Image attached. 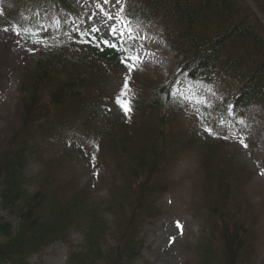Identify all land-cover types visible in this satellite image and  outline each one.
I'll return each instance as SVG.
<instances>
[{
  "label": "trees",
  "instance_id": "16d2710c",
  "mask_svg": "<svg viewBox=\"0 0 264 264\" xmlns=\"http://www.w3.org/2000/svg\"><path fill=\"white\" fill-rule=\"evenodd\" d=\"M54 1L55 30L39 28L45 13L6 16L47 51L17 73L18 121L0 153V212L16 225L0 217V264H29L51 246L69 244L75 232L84 245L69 264H149L147 227L164 216L162 202L176 191L175 172L188 158L203 236L185 264H260L263 208L249 193L254 174L239 161L233 138L240 118L253 106L264 109V0H125L123 16L161 30L179 70L127 74L131 112L102 120L122 43L79 33L81 10ZM185 79L231 92L221 135L202 139L185 125ZM84 142L94 147L95 168L105 171L87 182L72 164ZM32 163L39 170L28 177Z\"/></svg>",
  "mask_w": 264,
  "mask_h": 264
},
{
  "label": "rangeland",
  "instance_id": "374dc122",
  "mask_svg": "<svg viewBox=\"0 0 264 264\" xmlns=\"http://www.w3.org/2000/svg\"><path fill=\"white\" fill-rule=\"evenodd\" d=\"M72 2L77 9L84 8L83 13L80 11L83 16V22L78 27L80 31L89 33L88 29L95 27L103 37L109 38L114 37L109 32V25L121 29L122 20L130 22L121 13L124 0H120V4H116L115 0H109L108 3H104V0H72ZM16 9L25 19L28 18L27 13L39 17L45 12L39 28L54 29L59 25L54 13V0H0V153L10 135L9 127L18 121L17 73L28 68L35 60L43 58L47 51L45 43L35 39L28 40L22 29L6 18L8 12ZM104 13L113 15L114 19L107 20ZM130 24L134 35L139 39L135 42L134 51L129 50V43H123V58L126 54H139L143 63L138 64L136 70L144 67L156 68L165 76L178 70L176 62L179 60L175 58L174 51L164 40L161 30L146 23L130 22ZM127 74H129L128 70L121 63L120 75L119 73L114 75L112 81L109 79L106 90L113 102L108 103L106 110L99 111V120L115 116L127 117L115 103L122 89V77ZM230 96L231 92L228 89L208 82L186 80L181 91L185 105V125L196 129L202 139L221 135L226 126L223 109L233 108L227 102ZM206 127L211 128L214 134L209 135L205 131ZM233 144L239 155V161L254 174L249 193L255 203L263 208L264 213V109L262 107L253 106L245 117L238 120ZM79 146L77 150L83 153L75 156L72 164L79 167L84 182L92 176L105 173L104 169L95 168L91 159L94 147L88 142ZM38 170V165L32 163L26 174L28 177H34ZM194 171L193 158L181 163L175 172L176 191L162 202L164 216L147 227L144 259L149 264H185L190 256L189 250L195 247L203 236V224L195 217L191 205L190 189ZM0 217L16 225L15 219L9 215L0 212ZM261 235L258 260L260 264H264V218L261 223ZM106 243L110 247L112 240ZM83 245L82 233L75 232L69 244L53 245L41 255L33 257L29 264H69L71 252L80 250Z\"/></svg>",
  "mask_w": 264,
  "mask_h": 264
},
{
  "label": "snow or ice",
  "instance_id": "6c2138e0",
  "mask_svg": "<svg viewBox=\"0 0 264 264\" xmlns=\"http://www.w3.org/2000/svg\"><path fill=\"white\" fill-rule=\"evenodd\" d=\"M108 2H109V0H104V3H108ZM115 3L120 4V0H115ZM104 15L107 18V20H109V21L114 19L113 15H111L109 13H104ZM121 24H122L121 29L116 28L114 25H109V32L112 36L116 37L120 43H122V44L123 43H129L130 44L129 50L134 51L135 42L139 38L136 35H134L131 24L129 21L122 20ZM97 31H99V29L95 28V27H90L88 29L89 33L97 32ZM125 37L127 38V40H125ZM126 51H128V50H126ZM121 63L125 66V68L128 70V72L131 73L137 69L138 64L143 63V60L141 59L139 54H136V55H127L126 54L125 57L121 60ZM129 79H130V76H125L124 84H123V87L121 89V92L116 97V100H115V103L117 104V106H119V108L124 112L125 115H128L132 110L131 101L129 99H127L128 93L131 90L129 87V83H128ZM205 131L208 132L209 135L214 134L212 132L211 128L206 127ZM241 143H243V142L241 141ZM243 146L247 147V145H243Z\"/></svg>",
  "mask_w": 264,
  "mask_h": 264
}]
</instances>
